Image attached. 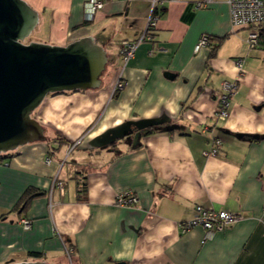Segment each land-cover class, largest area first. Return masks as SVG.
<instances>
[{"label":"crops","instance_id":"obj_1","mask_svg":"<svg viewBox=\"0 0 264 264\" xmlns=\"http://www.w3.org/2000/svg\"><path fill=\"white\" fill-rule=\"evenodd\" d=\"M26 1L38 11L33 41L91 36L108 63L100 87L48 94L33 112L47 139L0 163V264H70L65 240L73 264H264V46L243 43L248 28L233 26L227 0L165 2L125 67L121 43L143 34L153 0H108L92 22L87 0ZM203 34L212 45L196 52ZM237 78L230 115L217 119V91ZM58 135L65 143H50ZM214 137L221 151L206 157ZM30 187L44 194L18 210ZM125 191L138 203L119 206ZM197 205L244 218L209 238L201 226L183 232Z\"/></svg>","mask_w":264,"mask_h":264},{"label":"water","instance_id":"obj_2","mask_svg":"<svg viewBox=\"0 0 264 264\" xmlns=\"http://www.w3.org/2000/svg\"><path fill=\"white\" fill-rule=\"evenodd\" d=\"M37 23L38 11L26 0H0V154L46 140L44 127L33 117L44 98L100 87L108 63L105 48L91 36L67 45L25 43Z\"/></svg>","mask_w":264,"mask_h":264},{"label":"built area","instance_id":"obj_3","mask_svg":"<svg viewBox=\"0 0 264 264\" xmlns=\"http://www.w3.org/2000/svg\"><path fill=\"white\" fill-rule=\"evenodd\" d=\"M108 0H87L84 4V17L86 22H92L98 10H101ZM175 0H153L151 12L147 19V25L143 34L134 41L125 40L121 43L120 57L125 67L133 58L136 49L144 41L152 38V32L156 29L159 19V9L165 2ZM214 2V0H199L196 7H204ZM230 8L231 21L234 27L248 28L245 42L250 50L255 49L259 45V29L264 23V0H227ZM211 36L203 34L199 42L195 46V51H199L204 47L211 46ZM243 58H237L235 64L239 70V74H243ZM126 82L120 73L114 86L112 93H116L124 88ZM239 85V79L224 80L220 89L217 91V109L216 118L226 119L230 115V107L232 96L235 94ZM223 142L219 137L214 139L209 144L208 148L203 151L206 157L218 155L221 151ZM75 147V144L70 147V152ZM46 162H50V158H46ZM56 186L62 187V182L56 178L54 181ZM138 196L130 191H125L117 196L116 203L119 206H131L137 204ZM244 216L231 211L216 209L213 206L197 205L194 208L192 217L182 224L183 232L190 230L196 226H201L206 232V238L211 237L216 231L223 230L226 226L243 219ZM22 223L25 228H30V221L23 219ZM64 248L70 264H73L72 255L74 249L64 242Z\"/></svg>","mask_w":264,"mask_h":264},{"label":"trees","instance_id":"obj_4","mask_svg":"<svg viewBox=\"0 0 264 264\" xmlns=\"http://www.w3.org/2000/svg\"><path fill=\"white\" fill-rule=\"evenodd\" d=\"M257 28L259 29V33H260L259 40H260L261 43L264 44V29H262V26H258ZM219 45L220 44L218 43V44H216L214 46V48L212 50V56L215 55L216 50L218 49ZM146 132L150 133L151 130H147ZM51 142H54V143L56 142L60 146L63 143H65V139L62 136L58 135V136H56V138L53 141H50V143ZM54 150H55L54 147L50 146L49 153L51 154ZM12 156H13V154L11 152H6V153L0 154V163H4L6 159H10ZM81 188H85V184H82V186L80 187V192H82ZM43 194H44V192H40L38 190H35L32 187L28 188L26 190V192L23 194L22 198L20 199V202L16 205V208L18 210L25 209L27 207V205L29 204V202L33 198L38 197V196L43 195ZM5 216H6V214H4L2 217L4 218ZM65 242H66V244L68 246L73 247V245L69 241L65 240ZM30 255L32 257H36V258L40 257V253L39 252H30Z\"/></svg>","mask_w":264,"mask_h":264},{"label":"rangeland","instance_id":"obj_5","mask_svg":"<svg viewBox=\"0 0 264 264\" xmlns=\"http://www.w3.org/2000/svg\"><path fill=\"white\" fill-rule=\"evenodd\" d=\"M262 29H264V23L262 24ZM241 36H243V33H241ZM33 35L31 34L30 36H28L25 40H24V42L25 43H29V42H32L33 41ZM243 42V41H242ZM246 46H248L247 44H246V42L244 41L243 42ZM262 46H264V44L262 45Z\"/></svg>","mask_w":264,"mask_h":264}]
</instances>
